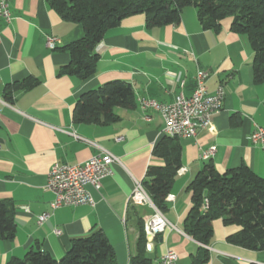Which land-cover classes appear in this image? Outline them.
Here are the masks:
<instances>
[{
	"label": "crops",
	"instance_id": "crops-1",
	"mask_svg": "<svg viewBox=\"0 0 264 264\" xmlns=\"http://www.w3.org/2000/svg\"><path fill=\"white\" fill-rule=\"evenodd\" d=\"M10 5L11 22L0 18V200L15 206L17 231L14 239L0 240V264L38 248L60 258L74 239L95 228L109 239L118 264H131L137 254V218L145 219L152 210L132 205L130 197L135 180L143 181L150 165L163 164L153 149L165 125L157 111H148L147 120L138 99L170 103L180 94L189 97L199 69L210 73L208 91L224 87L223 108L209 127L181 138L186 170L177 174L167 198L164 214L170 225L155 237L147 256L158 264L171 249L179 255L177 264H190L205 247L210 254L205 264H264V250L228 242L241 229L236 224L216 219L208 246L184 230L191 206L187 186L204 167L203 149L216 148L208 161L220 172L246 164L264 177V150L252 141L256 127L264 126V85L255 83L254 52L247 36L231 31V19L216 31L203 28L193 6L183 10L179 23L151 29L144 13L128 16L97 46L96 74L81 80L61 70L70 61L63 48L83 37V26L64 20L48 0H10ZM48 37L56 39L55 48L47 45ZM27 79L35 84L27 88ZM112 80L132 84L137 106L116 108L119 120L111 124L75 123L80 95ZM103 151L121 163L113 165V175L103 178L99 189L87 186L94 205L52 209L55 196L46 186L54 163L78 164ZM43 213L50 216L40 224Z\"/></svg>",
	"mask_w": 264,
	"mask_h": 264
},
{
	"label": "trees",
	"instance_id": "trees-1",
	"mask_svg": "<svg viewBox=\"0 0 264 264\" xmlns=\"http://www.w3.org/2000/svg\"><path fill=\"white\" fill-rule=\"evenodd\" d=\"M66 21L83 26L84 35L64 46L70 61L61 73L81 80L94 76L100 55L97 46L109 29L123 19L138 13L146 15L148 29L179 23L183 10L193 6L204 29L221 30L222 23L231 19L230 29L247 36L254 52L253 76L256 84L264 85V0H48ZM27 88L35 83L25 81ZM7 87V98L13 92ZM137 106L131 83L108 81L95 89L83 92L73 109L75 123L111 124L119 120L115 109ZM234 122L237 116H232ZM181 138L163 134L154 146L153 154L163 164L150 165L142 181L155 206L163 213L168 208L179 169L183 167ZM191 206L184 220L185 232L208 246L214 235L213 222L222 219L225 225L236 224L241 229L228 236V242L253 250H264V177L243 164L220 172L211 162L196 174L187 186ZM206 206V207H205ZM16 209L0 200V240L15 238ZM139 236L137 254L131 264H152L147 256L148 240L143 217L137 218ZM210 254L201 247L190 264H205ZM7 264H118L115 250L105 233L95 228L89 235L72 241L66 253L56 258L42 249H31L24 258Z\"/></svg>",
	"mask_w": 264,
	"mask_h": 264
},
{
	"label": "built area",
	"instance_id": "built-area-1",
	"mask_svg": "<svg viewBox=\"0 0 264 264\" xmlns=\"http://www.w3.org/2000/svg\"><path fill=\"white\" fill-rule=\"evenodd\" d=\"M0 18L7 23L11 22L10 0H0ZM47 45L55 48L56 39L48 37ZM209 75L208 71L199 69L195 77V88L192 95L187 97L180 94L175 101L170 103L142 96L139 105L147 120H150L147 115L150 110L164 114L167 117V124L164 125L163 134L178 138L195 137L200 130L209 127L213 116L222 110L225 100V89L222 85L214 92L208 91L206 81ZM116 140L121 141L123 137H118ZM252 141L264 150V126L256 127L252 133ZM215 153L216 148L211 146L208 149H203L200 157L208 161V156L215 155ZM117 163H121L119 157L109 151L95 154L78 164L54 163L49 171L46 186L55 196L52 209L55 210L63 206L94 205V199L87 186L99 189L101 180L113 175V165ZM185 170L186 168L182 167L178 174H183ZM141 182L135 180L130 203L134 206H147L152 210L144 223L149 248L155 237L165 231L170 222L165 214L155 206L148 192L141 190ZM23 208L29 211L28 206H23ZM49 216V213L39 215V223L45 222ZM55 232L61 233L58 229ZM178 259V253L170 249L161 257L158 264H177Z\"/></svg>",
	"mask_w": 264,
	"mask_h": 264
},
{
	"label": "bare ground",
	"instance_id": "bare-ground-1",
	"mask_svg": "<svg viewBox=\"0 0 264 264\" xmlns=\"http://www.w3.org/2000/svg\"><path fill=\"white\" fill-rule=\"evenodd\" d=\"M141 100H142V97H139V99H138V102H139V104L141 103ZM162 116H163V118H164V121H165V125L167 124V117H165V115L164 114H162ZM214 155H209L208 156V160H210V158H212ZM141 190H146L145 189V187L143 186V184H142V182H141ZM172 198V196H167V198ZM206 207V206H205ZM144 223H146V217H145V219H144Z\"/></svg>",
	"mask_w": 264,
	"mask_h": 264
}]
</instances>
